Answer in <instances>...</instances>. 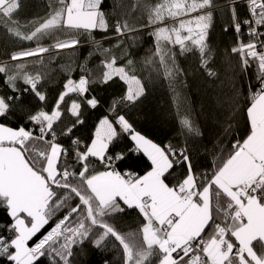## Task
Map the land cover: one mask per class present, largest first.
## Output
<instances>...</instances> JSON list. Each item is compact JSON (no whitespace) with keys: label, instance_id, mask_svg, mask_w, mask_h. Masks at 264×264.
<instances>
[{"label":"snow or ice","instance_id":"1","mask_svg":"<svg viewBox=\"0 0 264 264\" xmlns=\"http://www.w3.org/2000/svg\"><path fill=\"white\" fill-rule=\"evenodd\" d=\"M58 5L30 33L21 32L18 25L8 27V31L29 41L54 33H62L65 38L55 37V43L49 47L14 52L11 60L37 57L53 48L75 49L80 45L79 37L86 34L106 57L101 61L105 70L100 82L106 84L118 76L127 85L123 100L134 104L145 93L142 80L127 66H118L110 49L104 48L92 34L107 33L110 27L117 38L139 31L129 17L143 9L147 24L140 27L153 28V55L159 58L166 78L171 79L177 71L169 45L179 46L181 54L198 51L201 66L208 64L210 49L206 41L214 0H157L152 5L135 0L124 12L118 11L122 7L120 0H114V22L103 10V0H58ZM227 6L231 8V24L237 34L231 53L240 57L242 71L251 62L257 63L259 88L249 89L245 109L247 135L231 143L227 156L220 155L210 174H197L186 146L161 147L134 131L124 115L116 116L114 122L105 116L97 124L91 143L85 145L86 150L78 147L75 150L81 165L78 173L67 167L61 170V157L69 155V150L56 142L54 124L63 115L61 105L66 97L70 94L84 97L92 82L89 75H82L79 80L69 77L50 113L41 109L28 116L30 122L40 126L39 136L23 126L16 129L0 123V209L9 217L8 223L0 225V264H42L45 257L49 264H71L74 248L88 239L97 248L113 240V246L122 249L123 264H153L154 260L158 264H264V32L259 31L264 27V0H247L250 18L242 22L236 0ZM19 7V0H0V22L7 18L15 24L12 18ZM242 24L248 27L247 43L240 38ZM228 30L226 26L224 31ZM147 62L153 63L151 59ZM132 64V60L127 61L128 66ZM15 68V74H8L9 67L0 66L9 87L15 92V82L22 78L39 101L44 102L46 96L37 87L42 73H28L23 63ZM208 75L216 73L209 69ZM17 99V96L0 97V118L7 117L11 101ZM86 103L95 108L99 101L92 97ZM237 103L233 97L230 111L234 112ZM80 110L81 102L72 99L67 111L76 118V123L83 122ZM231 119L234 116L226 115L225 135L231 131ZM180 123L187 132L202 135L188 116ZM115 125L130 136L134 149L143 152L151 162L145 174H122L112 167L113 160L124 159L123 153L109 155L110 145L119 136ZM73 127H67L64 135L70 136ZM48 134L51 140L46 139ZM71 143L78 146L80 141L73 139ZM90 158L98 160L107 170L90 174ZM177 166L186 168V173L170 186L166 177ZM74 198H78V203L72 206L69 201ZM124 206L138 210L142 216L137 231L121 233L109 222L115 214L125 211ZM63 208H67L63 217L32 243ZM220 215L223 220L218 223ZM210 226L213 230L205 236Z\"/></svg>","mask_w":264,"mask_h":264},{"label":"trees","instance_id":"2","mask_svg":"<svg viewBox=\"0 0 264 264\" xmlns=\"http://www.w3.org/2000/svg\"><path fill=\"white\" fill-rule=\"evenodd\" d=\"M135 0H120L122 7L119 12L127 11ZM143 3L152 5L157 0H142ZM231 0H214L213 19L208 29L207 44L210 49V58L205 67L201 66V58L198 51L193 50L181 54L179 46H171L175 59L176 75L171 79L166 78L164 70L159 66V58L153 55L155 51V40L151 35L153 28L140 27L147 24V14L143 9H138L134 17H129L139 31L128 33L124 37L117 38L114 28L110 27L107 33L100 31L92 35L99 40L104 48H108L111 54L117 58L118 66H127L128 69L142 80L145 86L144 95L134 104L123 100L126 94L127 85L114 76L108 83L100 82L102 73L105 70L101 64L106 57L96 50L86 34H82L80 45L75 49L56 50L43 53L37 57H28L22 60L13 61L11 56L14 52L25 49H32L38 46L49 47L55 43V37L65 38L62 33H54L51 36H44L39 40H22L13 36L8 27L19 26L20 31L30 33L39 22L48 17L55 7H58V0H19L20 7L14 13L12 21L4 18L0 22V66L9 67L8 74H15V65L25 64V71L35 75L42 73V79L38 84V90L46 96L44 102L31 91L30 86L23 82L22 78L16 80V91L14 92L7 84V76L0 73V97L17 96L19 99L11 101L12 108L5 118H0V123L18 129L23 126L32 130L34 136H39L37 131L39 125L28 120L30 114L41 109L51 112L56 104L63 84L71 77L79 80L82 75H89L91 83L88 92L84 97L70 94L66 97L65 103L61 105L63 113L61 119L54 124L56 142L69 150V155L62 156L60 161L61 170L65 167L74 173H78L81 165L76 159L75 150H86L85 145L90 144L94 137V131L100 119L107 116L115 121L116 116L124 115L132 124L133 130L157 143L161 147L171 144L174 148L187 147L192 158V165L197 174H210L220 155L227 156L231 143L235 140H242L247 135L246 106L248 104L249 89L255 91L259 88L257 80V63L251 62L246 71L241 70L240 57L232 54L230 49L237 43V34L231 24V8L228 7ZM114 0H103V10L109 14L110 22H114L112 15ZM236 10L241 22L249 17L247 6L236 0ZM228 27L227 32L224 31ZM107 37V38H105ZM240 38L247 43L250 37L246 25L242 24ZM151 59L153 63L147 61ZM132 60L131 66L127 61ZM216 73L209 76L208 70ZM27 89V91H26ZM95 97L99 103L95 108L90 107L86 100ZM235 97L238 103L235 110L230 111L231 99ZM72 99L81 102L80 120L71 116L67 109ZM226 115L231 118V131L225 135ZM184 116H188L195 127L202 132L201 136H195L180 123ZM73 127L70 136L64 135L67 127ZM119 136L110 145L109 155L123 153L124 159L113 160L112 167L122 174L143 175L151 168L147 157L134 149V143L127 133L120 130ZM46 139L51 140V134ZM78 139V146L72 145L71 141ZM40 143V142H36ZM107 170L95 158L89 160V172ZM186 168L177 166L167 175L166 182L170 186L183 178ZM78 182L73 180V183ZM62 195V190H58ZM78 198L69 201L74 206ZM221 204H225L222 198ZM117 213L110 218L109 222L121 232H134L139 229L143 222L138 210L127 209ZM67 208L59 210L49 221V224L41 230L32 242L39 239L48 231L63 215ZM222 215L217 217L216 222H222ZM9 222L6 212L0 209V225ZM208 227L205 236L212 232ZM113 240H109L107 246L94 247L92 240H85L77 245L70 258L71 264H123L122 249L113 246ZM42 264H49L45 257ZM153 264H158L157 260Z\"/></svg>","mask_w":264,"mask_h":264},{"label":"built area","instance_id":"3","mask_svg":"<svg viewBox=\"0 0 264 264\" xmlns=\"http://www.w3.org/2000/svg\"><path fill=\"white\" fill-rule=\"evenodd\" d=\"M241 1L245 4V6H247V0H241ZM248 18H250V17H248ZM246 27H247V25H246ZM247 29H248V27H247ZM259 31H260V32H264V27L259 28ZM41 55H42V54H41ZM30 131H32V130H30ZM37 134H40V133H39V129H38V131H37ZM53 226H54V225H53ZM49 230H50V229H49ZM49 230H48V231H49ZM46 232H47V231H46ZM46 232H45V233H46ZM43 235H44V234H43ZM41 237H42V236H41ZM41 237H40V238H41ZM40 238H39V239H40ZM37 240H38V239H37ZM37 240H35V241H37ZM35 241H34V242H35ZM34 242H32V243H34Z\"/></svg>","mask_w":264,"mask_h":264},{"label":"crops","instance_id":"4","mask_svg":"<svg viewBox=\"0 0 264 264\" xmlns=\"http://www.w3.org/2000/svg\"><path fill=\"white\" fill-rule=\"evenodd\" d=\"M94 134H95V131H94ZM147 138V137H146ZM148 139V138H147ZM132 143H134L133 141H132ZM157 144V143H156ZM140 152V151H139ZM141 153H143V152H141ZM151 163V162H150Z\"/></svg>","mask_w":264,"mask_h":264}]
</instances>
